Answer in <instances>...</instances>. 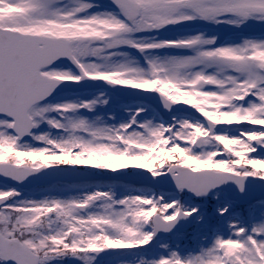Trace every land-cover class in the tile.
<instances>
[{
	"label": "snow or ice",
	"instance_id": "6c2138e0",
	"mask_svg": "<svg viewBox=\"0 0 264 264\" xmlns=\"http://www.w3.org/2000/svg\"><path fill=\"white\" fill-rule=\"evenodd\" d=\"M12 262L264 264V0H0Z\"/></svg>",
	"mask_w": 264,
	"mask_h": 264
}]
</instances>
